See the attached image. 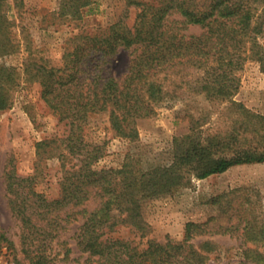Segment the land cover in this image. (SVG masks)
<instances>
[{"label": "trees", "instance_id": "trees-1", "mask_svg": "<svg viewBox=\"0 0 264 264\" xmlns=\"http://www.w3.org/2000/svg\"><path fill=\"white\" fill-rule=\"evenodd\" d=\"M3 2L0 52L12 46ZM91 2L63 0L61 13L79 16ZM136 2L140 9L133 24L120 19L104 30L77 34L75 46L64 53L63 64L54 65L34 51L27 58V78L41 84L44 100L68 126L65 135L39 141L37 155L39 161L59 157L64 175L60 197L49 199L35 188L38 167L36 173L23 175L12 165L5 178L11 209L21 218L25 237L43 242L59 235L67 226L63 221L82 215L76 236L81 249L89 252L83 264H206L216 244L212 240L196 244L194 239L208 233H233L239 223L214 228L215 218L189 221L183 241L151 240L144 249L107 233L122 222L142 228L143 200L185 184L190 173L204 178L234 165L264 162V115L235 99L240 71L248 61H258L264 70V0ZM190 25H200L203 31L187 33ZM121 49L132 50L122 80L110 66ZM19 74L17 68L0 65V108L11 104ZM189 89L211 101L237 106L238 119L243 117L237 121L239 126L206 143H189L188 136H177L176 159L170 166L144 171L127 161L120 168L96 167L104 146L86 140L84 132L94 113L108 112L115 133L134 138L140 118L156 115ZM196 123L202 126L200 119ZM198 128L193 117L191 129ZM92 199L99 203L89 209ZM243 229L247 242L264 239V229L258 230L252 219ZM246 252L248 258L264 264V252ZM33 258L35 264H48L43 252Z\"/></svg>", "mask_w": 264, "mask_h": 264}, {"label": "rangeland", "instance_id": "rangeland-1", "mask_svg": "<svg viewBox=\"0 0 264 264\" xmlns=\"http://www.w3.org/2000/svg\"><path fill=\"white\" fill-rule=\"evenodd\" d=\"M136 1L159 4L166 0H92L81 8L79 16L62 14L63 0H4L2 9L12 46L0 52V65L17 68L20 77L11 92V104L0 108V264H35L33 256L39 252L46 255L48 264H83L88 258L89 252L81 249L76 236L83 222L82 215L79 214L77 220L72 218L71 222L63 221L67 226L59 235L43 242L25 237L23 222L11 209L5 178L12 165L23 175L36 173L38 167L35 188L49 199L60 197L64 175L59 157L39 161L37 143L65 135L68 126L44 100L41 84L29 80L24 68L32 51L49 58L54 65H61L64 53L75 46L77 34L104 30L120 19L133 24L140 9ZM202 31L200 25H190L186 32L199 34ZM131 58V49H121L112 59L111 72L120 80L125 78ZM240 76L241 86L235 99L264 115L261 64L256 60L248 61ZM193 117L197 128L200 124L196 123L197 119L202 124L195 130L191 129ZM239 117L237 106L211 101L206 95L189 89L183 91L179 99L163 105L156 115L140 118L139 134L134 138L116 134L108 112L94 113L84 132L86 140L104 146L97 168H120L130 161L134 169L150 171L174 163L177 136H188L189 143H206L221 132L239 126L237 121L243 119ZM184 182L172 191L143 200L145 224L142 228L132 222H122L107 235L144 249L151 240L183 241L189 221L205 222L215 218L211 221L214 228L233 223H239L240 228L233 233H208L194 239L196 244L205 240L216 244L206 264H260L248 258L246 251L264 252V239L247 242L243 227L247 219H252L258 230L264 229V162L234 165L204 178L190 173ZM98 200L88 202L89 209H93Z\"/></svg>", "mask_w": 264, "mask_h": 264}]
</instances>
